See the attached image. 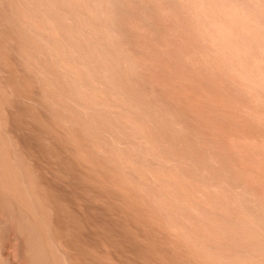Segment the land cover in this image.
Here are the masks:
<instances>
[{"label": "bare ground", "instance_id": "bare-ground-1", "mask_svg": "<svg viewBox=\"0 0 264 264\" xmlns=\"http://www.w3.org/2000/svg\"><path fill=\"white\" fill-rule=\"evenodd\" d=\"M0 264H264V0H0Z\"/></svg>", "mask_w": 264, "mask_h": 264}]
</instances>
